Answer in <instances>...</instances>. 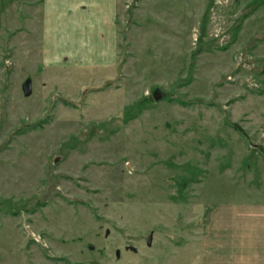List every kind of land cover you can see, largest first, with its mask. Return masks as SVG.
<instances>
[{
	"label": "rangeland",
	"instance_id": "374dc122",
	"mask_svg": "<svg viewBox=\"0 0 264 264\" xmlns=\"http://www.w3.org/2000/svg\"><path fill=\"white\" fill-rule=\"evenodd\" d=\"M43 6L0 0V264H204L217 205L264 204V0H119L107 65Z\"/></svg>",
	"mask_w": 264,
	"mask_h": 264
},
{
	"label": "crops",
	"instance_id": "0c3cea01",
	"mask_svg": "<svg viewBox=\"0 0 264 264\" xmlns=\"http://www.w3.org/2000/svg\"><path fill=\"white\" fill-rule=\"evenodd\" d=\"M42 2L45 13L41 28L46 52L84 55V50L92 57L99 56L101 65L113 62L119 0ZM217 206L203 239L204 264H264V204Z\"/></svg>",
	"mask_w": 264,
	"mask_h": 264
},
{
	"label": "water",
	"instance_id": "95a60500",
	"mask_svg": "<svg viewBox=\"0 0 264 264\" xmlns=\"http://www.w3.org/2000/svg\"><path fill=\"white\" fill-rule=\"evenodd\" d=\"M23 92L25 97H29L32 93V82L28 80L24 85H23ZM164 98V95H162L159 91H156L154 94V99L155 101H160L161 99ZM152 242V236L148 240V245H151Z\"/></svg>",
	"mask_w": 264,
	"mask_h": 264
}]
</instances>
